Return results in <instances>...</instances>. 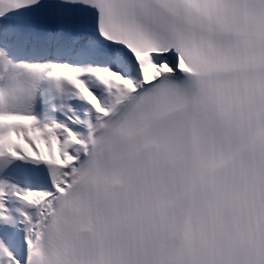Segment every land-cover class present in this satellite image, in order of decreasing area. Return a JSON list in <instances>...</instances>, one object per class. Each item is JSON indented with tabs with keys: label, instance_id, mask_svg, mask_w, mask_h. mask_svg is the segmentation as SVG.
Segmentation results:
<instances>
[{
	"label": "snow or ice",
	"instance_id": "1",
	"mask_svg": "<svg viewBox=\"0 0 264 264\" xmlns=\"http://www.w3.org/2000/svg\"><path fill=\"white\" fill-rule=\"evenodd\" d=\"M0 264H264V0H0Z\"/></svg>",
	"mask_w": 264,
	"mask_h": 264
}]
</instances>
